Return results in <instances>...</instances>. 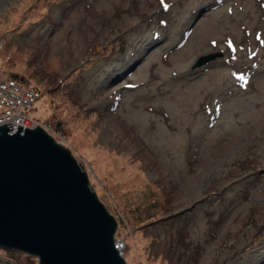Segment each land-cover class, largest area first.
Segmentation results:
<instances>
[{"label": "rangeland", "instance_id": "1", "mask_svg": "<svg viewBox=\"0 0 264 264\" xmlns=\"http://www.w3.org/2000/svg\"><path fill=\"white\" fill-rule=\"evenodd\" d=\"M14 72L127 264H264V0H0ZM0 264L38 263L2 244Z\"/></svg>", "mask_w": 264, "mask_h": 264}, {"label": "water", "instance_id": "2", "mask_svg": "<svg viewBox=\"0 0 264 264\" xmlns=\"http://www.w3.org/2000/svg\"><path fill=\"white\" fill-rule=\"evenodd\" d=\"M0 124V245L38 264H127L85 167L41 126Z\"/></svg>", "mask_w": 264, "mask_h": 264}, {"label": "built area", "instance_id": "3", "mask_svg": "<svg viewBox=\"0 0 264 264\" xmlns=\"http://www.w3.org/2000/svg\"><path fill=\"white\" fill-rule=\"evenodd\" d=\"M40 95L38 88L24 85L17 81L16 78L0 76V124L9 121L13 128L17 129V123L25 126H41L42 129L50 134L55 141L62 143V132L49 118L35 116L33 111V102ZM62 145H64L62 143ZM115 247L118 248L121 255L123 253V242L119 236L115 237Z\"/></svg>", "mask_w": 264, "mask_h": 264}, {"label": "trees", "instance_id": "4", "mask_svg": "<svg viewBox=\"0 0 264 264\" xmlns=\"http://www.w3.org/2000/svg\"><path fill=\"white\" fill-rule=\"evenodd\" d=\"M11 77L12 78H16L17 79V81L18 82H20V83H22V84H26V85H29V86H31V87H34V88H38L37 86H32L31 84H28V81H26V79H24L23 77H21V76H19V75H17V73H13L12 75H11ZM39 89V88H38ZM57 125V124H56ZM6 247V246H5ZM13 247V246H12ZM11 247V248H12Z\"/></svg>", "mask_w": 264, "mask_h": 264}]
</instances>
